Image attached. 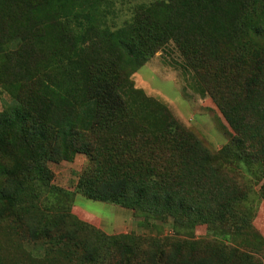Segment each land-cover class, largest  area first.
Returning <instances> with one entry per match:
<instances>
[{
  "label": "trees",
  "instance_id": "16d2710c",
  "mask_svg": "<svg viewBox=\"0 0 264 264\" xmlns=\"http://www.w3.org/2000/svg\"><path fill=\"white\" fill-rule=\"evenodd\" d=\"M116 1L0 0V87L11 98L0 112V220L16 216L14 222L28 225L31 241L56 243L60 255L64 248L81 249V264L97 262L99 249L114 251L116 264H131L136 236H105L64 204L54 207L55 217L45 216L34 201L51 179L48 164L86 153L87 134L122 139L151 118L150 106L158 102L121 84L175 43L194 70L213 61L245 75L234 102L220 103L232 130L229 144L211 155L184 126L167 124L163 136L184 169L177 184L152 178L133 152L127 171L104 173L98 166L81 175L77 189L146 216L221 228L222 241L177 243L167 255L154 250L148 264H262L264 237L242 214L245 198L224 186L221 175L224 162L264 164V0H160L112 27ZM5 38L10 44L2 48ZM133 94L139 95L135 107L128 105ZM258 144L256 157L246 158ZM208 184V196L189 191ZM260 190L264 194V185ZM240 238L239 245L231 243Z\"/></svg>",
  "mask_w": 264,
  "mask_h": 264
},
{
  "label": "rangeland",
  "instance_id": "374dc122",
  "mask_svg": "<svg viewBox=\"0 0 264 264\" xmlns=\"http://www.w3.org/2000/svg\"><path fill=\"white\" fill-rule=\"evenodd\" d=\"M157 1L160 0H133L121 5V1L117 0L118 18L111 23L112 27H121L124 21L132 18L138 7L150 6ZM7 40L5 38L2 48L10 44ZM204 67L191 68L177 45L170 43L128 80H124L121 85H125L128 92L131 88L137 89L144 94L141 98H148L159 105L150 106L151 118L133 126L130 136L115 139L108 134H87L89 148L86 153L78 154L71 162L48 164L51 179L49 184L47 182L44 187L41 185L38 188L41 197L34 201L43 215L55 217L58 210H54V207L64 204L70 208L72 215L105 236H136L134 243L137 253L131 264H148L147 259L152 251L167 255L177 243L184 247H188L189 243L206 247L207 244L222 241L220 227L187 221L182 225L176 224L173 219L146 216L137 213V210L90 200L77 189L81 175L91 174L98 166L103 167L104 173L118 169H121L119 172L127 171L133 154L136 155L134 160L149 168L152 178H163L168 183L177 184L184 169H181L168 136H163V128L167 124L171 128L175 124L184 126L202 141L211 155H217L229 144L232 130L220 112V103L235 100L245 75L228 71L213 61ZM132 97L128 105L135 107L133 99L137 101L139 95L133 94ZM9 103L10 96L0 87V112ZM260 147L258 144L248 148L245 157H256ZM222 172L221 183L224 186L228 183L230 191H237L240 197L245 198L244 205L247 207L242 214L264 237V194L260 190L264 185V164L254 162L249 165L245 160L241 164L224 162ZM209 187L208 184L197 191H189H193L194 196H208ZM182 188L187 189V186L183 183ZM15 219L16 216H9L0 220V264H81V249L70 248L66 251L64 248L60 255L61 246L42 238L31 241L28 225L14 222ZM240 240L231 243L239 245ZM101 245L104 246V242ZM94 255L98 258L97 262L90 264H116L119 259L114 251L102 253L99 249ZM257 257L264 264V258L261 255Z\"/></svg>",
  "mask_w": 264,
  "mask_h": 264
}]
</instances>
